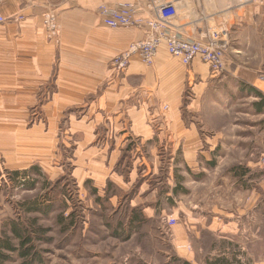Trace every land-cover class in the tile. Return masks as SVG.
I'll use <instances>...</instances> for the list:
<instances>
[{
  "label": "crops",
  "instance_id": "obj_1",
  "mask_svg": "<svg viewBox=\"0 0 264 264\" xmlns=\"http://www.w3.org/2000/svg\"><path fill=\"white\" fill-rule=\"evenodd\" d=\"M125 1L7 0L1 6L8 21L0 26V173L39 170L50 181L69 175L92 206L95 197L113 212L128 210V228H143L151 239L163 238L153 233L154 219L171 203L178 223L168 235L176 257L264 264L260 66L232 48L226 70L214 74L199 58L186 66L162 46L153 65L134 55L128 71L118 73L110 60L148 37L145 28L113 29L102 21V4ZM180 1L178 22L192 23L193 34L203 26L201 12L222 0ZM48 10L57 13V40L47 35ZM154 12L143 0L140 15ZM232 93L256 103L235 108L246 103L231 100ZM221 98L228 108H212ZM234 113L248 119H215ZM187 195L196 198L186 204Z\"/></svg>",
  "mask_w": 264,
  "mask_h": 264
},
{
  "label": "rangeland",
  "instance_id": "obj_2",
  "mask_svg": "<svg viewBox=\"0 0 264 264\" xmlns=\"http://www.w3.org/2000/svg\"><path fill=\"white\" fill-rule=\"evenodd\" d=\"M228 5L230 6V0ZM215 19L212 20L215 24L227 21L231 33V49H244L242 60L250 65L260 66L259 77L262 78L264 2L229 9L226 15ZM254 28L257 30L255 35ZM237 98H240L239 95L233 94L231 100H238ZM240 99L241 103L246 104L239 103L235 108H252L256 103L253 98ZM220 102L221 105L213 102L212 108L226 107L224 98ZM241 118L248 119L235 113L215 119L231 120L233 124ZM2 172L0 246L9 241L14 250L0 249V264L180 263L172 250L168 235L171 231L163 222L164 217L172 214L171 203L166 206L164 217L159 215L154 219L156 223L153 233L158 230L163 238L151 239L145 235L143 228H128V210L113 212L106 199L95 197L96 202L92 206L93 199L85 196V193L81 194L75 180L69 175L50 181L39 170H32L27 176L24 175L25 179H14L11 175L13 171L10 170ZM23 180H27V183L24 184ZM183 198L184 203L189 204L196 197L187 195ZM16 230L25 238L18 237ZM204 239L207 244L212 242L207 236ZM26 251L28 254H25ZM242 263L252 262L245 259ZM242 263L234 261L232 264Z\"/></svg>",
  "mask_w": 264,
  "mask_h": 264
},
{
  "label": "built area",
  "instance_id": "obj_3",
  "mask_svg": "<svg viewBox=\"0 0 264 264\" xmlns=\"http://www.w3.org/2000/svg\"><path fill=\"white\" fill-rule=\"evenodd\" d=\"M7 0H0V26L8 21L2 12L1 6ZM143 0H130L118 4H102L99 13L104 24L110 28H145L148 37L138 47L121 52L110 60L112 69L124 74L128 71L134 55H138L142 62L148 66L154 64L155 57L162 46L174 57L181 59L186 66L199 58L207 64L214 74L226 70L227 53L231 50V33L227 21L215 24L212 20L226 15L229 9L248 4L263 3L264 0H222L218 7L214 5L212 11L201 12L199 23L202 28H196L193 34L189 33L185 24H180L182 8L180 0H146L148 5L155 10L150 16H142L141 3ZM213 3L215 0H194ZM198 21V20H197ZM45 26L50 40H57L59 36V23L57 13L48 10L45 13ZM264 80V76L261 78ZM260 164L264 167V154L261 155ZM163 222L168 229H172L178 223V219L172 215L164 217Z\"/></svg>",
  "mask_w": 264,
  "mask_h": 264
},
{
  "label": "trees",
  "instance_id": "obj_4",
  "mask_svg": "<svg viewBox=\"0 0 264 264\" xmlns=\"http://www.w3.org/2000/svg\"><path fill=\"white\" fill-rule=\"evenodd\" d=\"M251 90V92L253 93V94H255V95H258V96H262L263 94H262V92H260V91H258V90H256L255 88H251L250 89ZM264 98L262 99V103L261 104H264ZM11 175H12V177L14 178V179H17V178H22V179H25V177H24V175L25 176H27L28 175V171H23V172H19V171H13L12 173H11ZM22 176V177H21ZM27 183V180H23V183ZM24 183V184H25ZM23 184V185H24ZM34 186V185H33ZM31 187V186H30ZM140 214H138V213H134V216H133V220L136 218V219H140ZM16 235H18V237H20V238H25L23 235H22V233L21 232H19L18 230H16ZM0 249H7V250H10V251H13L14 250V246L12 245V243H10L9 241L8 242H6L3 246H0ZM25 254H28V252L26 251L25 252ZM2 255V254H1ZM3 257H5V256H3ZM178 262H180V263H178V264H192L191 262H189V261H187V260H184V259H180V258H178ZM219 263V262H218ZM220 264H221V262H220Z\"/></svg>",
  "mask_w": 264,
  "mask_h": 264
}]
</instances>
